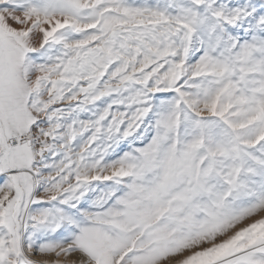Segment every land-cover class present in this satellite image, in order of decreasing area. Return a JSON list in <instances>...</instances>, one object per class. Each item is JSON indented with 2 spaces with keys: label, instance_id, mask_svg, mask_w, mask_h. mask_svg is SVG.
<instances>
[{
  "label": "snow or ice",
  "instance_id": "6c2138e0",
  "mask_svg": "<svg viewBox=\"0 0 264 264\" xmlns=\"http://www.w3.org/2000/svg\"><path fill=\"white\" fill-rule=\"evenodd\" d=\"M0 264H264V0H0Z\"/></svg>",
  "mask_w": 264,
  "mask_h": 264
}]
</instances>
